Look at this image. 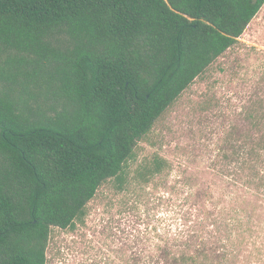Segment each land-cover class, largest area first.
Listing matches in <instances>:
<instances>
[{"label": "trees", "instance_id": "1", "mask_svg": "<svg viewBox=\"0 0 264 264\" xmlns=\"http://www.w3.org/2000/svg\"><path fill=\"white\" fill-rule=\"evenodd\" d=\"M263 5L0 0V264H46L51 229L74 228L104 184L124 186L138 143ZM263 152L261 137L230 158L238 186L262 198ZM166 165L155 155L133 178L148 183ZM232 239L220 240L224 259Z\"/></svg>", "mask_w": 264, "mask_h": 264}, {"label": "rangeland", "instance_id": "2", "mask_svg": "<svg viewBox=\"0 0 264 264\" xmlns=\"http://www.w3.org/2000/svg\"><path fill=\"white\" fill-rule=\"evenodd\" d=\"M261 137L264 5L138 143L124 186L104 184L74 228L51 229L46 264H264V251L256 252L264 198L238 186L230 160ZM155 155L165 170L148 183L134 180ZM234 218L243 225L230 232ZM230 236L232 255L224 259L220 240Z\"/></svg>", "mask_w": 264, "mask_h": 264}]
</instances>
